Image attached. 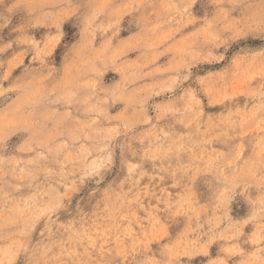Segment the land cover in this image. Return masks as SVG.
Wrapping results in <instances>:
<instances>
[{
  "label": "clouds",
  "instance_id": "9594fccd",
  "mask_svg": "<svg viewBox=\"0 0 264 264\" xmlns=\"http://www.w3.org/2000/svg\"><path fill=\"white\" fill-rule=\"evenodd\" d=\"M0 264H264V0H0Z\"/></svg>",
  "mask_w": 264,
  "mask_h": 264
}]
</instances>
